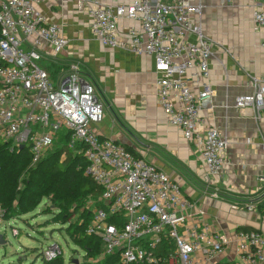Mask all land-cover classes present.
Masks as SVG:
<instances>
[{"label": "built area", "instance_id": "1", "mask_svg": "<svg viewBox=\"0 0 264 264\" xmlns=\"http://www.w3.org/2000/svg\"><path fill=\"white\" fill-rule=\"evenodd\" d=\"M42 1L0 0V134L11 150L29 145L36 164L62 131L69 132L71 148L83 144L89 162L85 173L103 190L105 207L94 208L87 230L103 240L102 256L118 251L123 264H264L261 230L237 231L232 253L225 258L231 240L189 221L192 204L178 182L93 129L92 124L104 118V106L95 86L82 76L79 61L54 74L35 62L60 55L68 45L61 26L40 10ZM203 9L193 0H123L116 6L96 2L89 13L102 45L155 57L162 111L186 139L198 141L209 174L216 175L224 167L229 143L215 127L202 133L201 111L214 90L207 81L199 91L193 84L198 75L209 78L214 55V41L203 31ZM253 18L264 46V3H255ZM121 19L135 24L122 32ZM253 81L254 90L240 95L237 106L251 107L264 119V76ZM5 213L0 206V245L6 242L3 229L12 227L13 235H19ZM113 215L116 222L110 220ZM60 254L56 242L43 251L48 261Z\"/></svg>", "mask_w": 264, "mask_h": 264}, {"label": "crops", "instance_id": "2", "mask_svg": "<svg viewBox=\"0 0 264 264\" xmlns=\"http://www.w3.org/2000/svg\"><path fill=\"white\" fill-rule=\"evenodd\" d=\"M193 1L203 4V31L214 41L210 76L206 80L198 75L193 84L199 91L207 81L214 90L201 111V130L215 127L227 137L226 162L219 174H209L198 141L186 139L168 122L156 93L155 57L105 47L93 33V4L116 6L123 0H43L40 10L61 26L68 40L60 55L45 59L51 61L48 71L53 74L80 62L82 76L95 86L104 106V118L93 123V129L133 149L178 182L192 204L189 221L231 240L224 255L228 258L239 226L264 233V119L251 107L237 106L240 95L254 90L253 78L264 76L263 35L253 18L255 3L264 0ZM133 24L121 19L120 31Z\"/></svg>", "mask_w": 264, "mask_h": 264}, {"label": "trees", "instance_id": "3", "mask_svg": "<svg viewBox=\"0 0 264 264\" xmlns=\"http://www.w3.org/2000/svg\"><path fill=\"white\" fill-rule=\"evenodd\" d=\"M68 142L69 132H60L52 148L33 164L29 145L11 150L10 142L0 134V206L6 212V219L11 221L16 215L33 212L44 199H50V207L57 210L69 237L86 252V257L102 256L103 240L87 230L94 208L105 207L101 198L103 190L85 173L89 162L84 156L83 144L71 148ZM89 200L94 202L91 209L86 208ZM117 219L116 215L110 218L112 222ZM241 230L250 229L239 226L238 231ZM42 257L43 264H65L62 253L49 261L43 252ZM86 263L123 264L118 251Z\"/></svg>", "mask_w": 264, "mask_h": 264}, {"label": "rangeland", "instance_id": "4", "mask_svg": "<svg viewBox=\"0 0 264 264\" xmlns=\"http://www.w3.org/2000/svg\"><path fill=\"white\" fill-rule=\"evenodd\" d=\"M35 62L45 70L50 69V60L35 59ZM51 204L50 199H44L33 212L14 216L10 225L19 229L18 236L13 235L12 227L2 230L6 234V242L0 245V264H43L42 252L54 242L60 245L65 264L94 263L102 258L86 257V252L69 237L67 227L57 210L50 207ZM93 206L94 202L89 200L86 208Z\"/></svg>", "mask_w": 264, "mask_h": 264}, {"label": "water", "instance_id": "5", "mask_svg": "<svg viewBox=\"0 0 264 264\" xmlns=\"http://www.w3.org/2000/svg\"><path fill=\"white\" fill-rule=\"evenodd\" d=\"M23 147V146H22ZM2 238V242H4V238L3 237H1Z\"/></svg>", "mask_w": 264, "mask_h": 264}]
</instances>
